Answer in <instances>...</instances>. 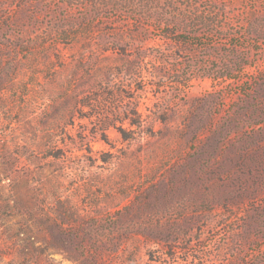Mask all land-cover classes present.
I'll return each instance as SVG.
<instances>
[{"label":"rangeland","instance_id":"rangeland-1","mask_svg":"<svg viewBox=\"0 0 264 264\" xmlns=\"http://www.w3.org/2000/svg\"><path fill=\"white\" fill-rule=\"evenodd\" d=\"M0 264H264V0H0Z\"/></svg>","mask_w":264,"mask_h":264}]
</instances>
